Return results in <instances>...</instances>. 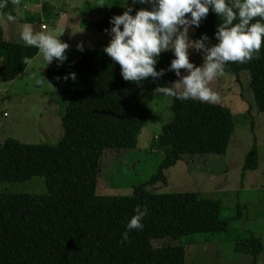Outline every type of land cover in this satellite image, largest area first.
Returning <instances> with one entry per match:
<instances>
[{
  "label": "trees",
  "instance_id": "obj_1",
  "mask_svg": "<svg viewBox=\"0 0 264 264\" xmlns=\"http://www.w3.org/2000/svg\"><path fill=\"white\" fill-rule=\"evenodd\" d=\"M134 6L132 15L152 7L138 2ZM123 13L113 4L93 22V28L111 31V18ZM220 23L210 8L200 26H192V40L206 34L210 46L218 43L215 34ZM38 53L35 47L4 38L0 25V77L4 80L21 76L28 66L22 57L33 59ZM174 58V51L162 52L156 69H164V75L139 84L124 80L120 65L104 49H79L69 60L67 67L75 69L82 86L70 91L62 114V138L55 144L25 143L12 137L0 143V182L41 175L47 185L44 193L0 191V264H185L183 244L156 247L153 239L227 230L220 201L193 191L160 193L148 188L166 182L165 170L184 154L226 153L235 123L231 109L221 103L173 97V117L158 136L164 157L157 172L134 186L129 195H104L97 190L105 150L136 147L137 135L151 115L139 98L140 89L174 87L179 77L168 70ZM65 70L55 66L49 73L65 81ZM244 70L250 74L257 109L264 112V46L259 59L225 65L229 73ZM257 165L254 145L243 167L254 170ZM137 205L147 206L144 227L129 232V240L121 243ZM263 248L262 239L254 233L236 245L255 260Z\"/></svg>",
  "mask_w": 264,
  "mask_h": 264
},
{
  "label": "rangeland",
  "instance_id": "obj_2",
  "mask_svg": "<svg viewBox=\"0 0 264 264\" xmlns=\"http://www.w3.org/2000/svg\"><path fill=\"white\" fill-rule=\"evenodd\" d=\"M5 3L6 7H0L4 38L24 43L21 32L27 24L36 32L47 30L54 33L70 47L63 64L54 60L47 65L43 55L38 53L21 76L10 81L0 77V143L12 137L25 143L55 144L64 133L62 114L70 91L82 86L77 75L75 81L72 80L70 74L76 71L67 67L69 60L76 55L78 45L104 49L112 39L111 31L101 32L93 28L96 17L91 11L104 7L102 11L108 12L112 4L119 5L123 11L131 5L134 11L135 6L132 0H20L19 5H13L11 0H0V5ZM45 6H50L52 13L42 9ZM66 13L71 16L79 13L75 16V24L63 21ZM9 15L16 18L15 22L8 20ZM42 24L46 28H42ZM193 31L190 27V40ZM191 52L204 55L203 50L195 48H190ZM196 60L201 64L192 61L195 66L203 65L204 60ZM54 65L59 69L65 67L67 80H58V74L53 71L49 73ZM179 86L183 90V85ZM210 87L222 94L223 105L234 113L235 129L226 153L184 154L175 165L165 170L166 182L158 181L148 188L160 193L193 191L202 197L218 200L222 205L221 217L228 221V228L220 233L165 237L152 242L156 247L183 244L185 264H264V248L256 260L251 253L236 249L237 243L249 238L251 233L262 239L264 247V112L255 104L248 71L238 75L225 71L223 76L210 83ZM156 89L142 88L139 91V98L149 107L151 115L137 135V146L105 150L97 186L99 193L129 195L134 186L148 181L157 172L164 157L158 136L173 117V97L155 92ZM254 145L258 152V166L254 170L244 169L246 155ZM0 191L44 193L47 185L44 177L37 175L24 181H1Z\"/></svg>",
  "mask_w": 264,
  "mask_h": 264
},
{
  "label": "clouds",
  "instance_id": "obj_3",
  "mask_svg": "<svg viewBox=\"0 0 264 264\" xmlns=\"http://www.w3.org/2000/svg\"><path fill=\"white\" fill-rule=\"evenodd\" d=\"M137 2L150 3L152 7H142L132 15V6L129 5L122 15L112 17V39L104 48L112 61L120 65L122 77L126 81L139 84L149 77L156 80L163 76L165 70L156 69L158 57L171 49L174 50L175 58L168 70H174L178 77H181L182 69L188 73L177 81L183 85V90L179 91V84L175 82L172 83L174 87L160 86L155 92L181 101L198 99L216 103L220 97L210 87V83L224 75L225 65L228 62L245 63L259 59L264 46V0H132V4ZM11 3L19 5L20 0H11ZM0 7H6V3ZM210 8L221 20L215 34L218 43L211 46L206 34L198 40L189 39L190 27H199ZM15 19L12 15L8 16L9 21L15 22ZM21 39L27 46L37 48L47 65L54 60L61 64L67 60L66 50L70 45L50 31L36 32L31 25L26 24ZM78 48L83 50L82 45H78ZM190 48L203 50L202 66H195L190 60ZM21 62L31 65L33 61L24 56ZM70 75L75 81L76 73ZM64 79L67 80L68 76ZM37 83L42 84L43 81ZM134 211L136 214L122 233L121 243L129 240V232L144 227L142 221L147 215V206L142 209L137 205Z\"/></svg>",
  "mask_w": 264,
  "mask_h": 264
},
{
  "label": "crops",
  "instance_id": "obj_4",
  "mask_svg": "<svg viewBox=\"0 0 264 264\" xmlns=\"http://www.w3.org/2000/svg\"><path fill=\"white\" fill-rule=\"evenodd\" d=\"M113 5V4H112ZM111 5V6H112ZM111 6H110V8H111ZM42 9H45V11H47L48 13H52V9H51V7L50 6H45V7H42ZM102 10H104V7H103V9H100V8H97L96 10H94V12H92L91 11V13L92 14H95L94 16L96 17V19L100 16V15H102V14H104L105 12H107V11H102ZM101 12H104V13H101ZM73 14H76V13H73ZM77 14H79V13H77ZM76 14V15H77ZM75 15V16H76ZM75 16L73 15V16H71L70 14H67L66 13V16L63 18V21L65 22L66 21V23L68 24V22H69V24H75L76 23V20H75ZM73 17V18H72ZM43 25V24H42ZM198 53L197 52H191V53H189V58H190V60L191 61H197L196 59H199V60H204V55L203 54H201V55H197ZM199 64H201V62L200 61H197ZM198 66H202V65H198ZM186 70H184L183 69V73H182V75H181V77H179L178 79H177V81H179L180 80V78H182V76L184 75V72H185ZM177 84H178V82H177ZM179 89L180 90H182L181 88H180V86H179ZM214 91V90H213ZM218 93V95H219V97H220V99H219V101L218 102H216V103H221V104H224L223 103V96H222V94L220 93V92H217ZM6 113L7 112H5L4 114L6 115ZM233 116H234V113H233ZM258 166V165H257Z\"/></svg>",
  "mask_w": 264,
  "mask_h": 264
},
{
  "label": "built area",
  "instance_id": "obj_5",
  "mask_svg": "<svg viewBox=\"0 0 264 264\" xmlns=\"http://www.w3.org/2000/svg\"><path fill=\"white\" fill-rule=\"evenodd\" d=\"M42 28H46V26L45 25H42Z\"/></svg>",
  "mask_w": 264,
  "mask_h": 264
}]
</instances>
